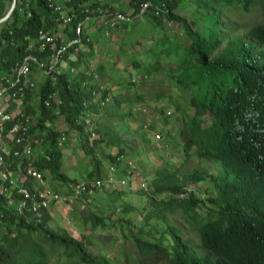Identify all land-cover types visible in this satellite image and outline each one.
Masks as SVG:
<instances>
[{"label":"trees","instance_id":"1","mask_svg":"<svg viewBox=\"0 0 264 264\" xmlns=\"http://www.w3.org/2000/svg\"><path fill=\"white\" fill-rule=\"evenodd\" d=\"M6 1L0 0V19L6 15ZM25 1L30 4L32 17L27 19L17 6L0 30V75L9 74L26 56L28 39L35 37L40 28L53 25L51 5L60 4L79 13V18L83 16L79 5L84 0H18V3ZM146 1L131 0V11L121 12L136 15ZM184 1L170 0L166 15L184 35L173 36L159 30L148 51L143 54L136 51L128 59L140 80L161 73L167 65L178 66V72H170L174 87L178 88L175 94L179 98L185 93L183 98L188 96L187 102L193 108L189 115L176 97L172 99L186 122L185 154L193 153L199 163L217 164L222 169L211 177L203 195L193 189L187 196H181L190 183L208 179L207 167L184 176L177 169L163 170L151 180L153 191L148 201L153 213H147L146 220L166 221L167 213L173 215L197 238L198 248L185 239L179 227L169 225L167 233L153 238L146 232V225L136 231L130 218L118 226L129 233L140 254V264H148L147 259H163L166 264H264V0H189L194 8L193 18L189 19L175 13ZM251 16H255L252 24ZM146 18L155 28L164 25V18L152 14ZM141 20L122 28L138 25ZM238 30H243V34L236 35ZM95 71L106 82L104 64ZM89 78L81 75L77 81L68 77L60 80L58 90L64 100L62 114L67 133L84 131V125L74 124L77 115L94 114L96 123L112 107L111 111H118L116 117L125 119L133 116L131 105L146 99L143 91H126L110 99L113 103L101 107L99 100L111 96L110 88L95 101L94 91L84 85ZM99 84L100 80L92 88ZM117 84L122 82L118 80ZM48 89L46 83L39 94L44 96ZM40 111V125L48 117L55 118L51 109L42 107ZM94 131L97 134L100 129L94 125ZM51 134L52 146L60 133ZM117 143L121 145V139ZM81 144L86 156L93 155L90 162L94 171L89 178L101 177L102 161L86 143ZM52 154L51 162L40 161V169L69 182L61 173L62 153L52 150ZM159 197L162 199L158 200ZM123 210L127 215L134 210L138 212L131 205H124ZM0 211L5 215V230L0 229V264H61L64 257L76 260L75 264H110L106 259L93 257L85 244L68 231L51 227L54 218L51 214H45L40 221L19 216L4 208L1 196ZM112 213L91 212L92 230L109 228ZM153 229L158 232L156 227Z\"/></svg>","mask_w":264,"mask_h":264},{"label":"built area","instance_id":"2","mask_svg":"<svg viewBox=\"0 0 264 264\" xmlns=\"http://www.w3.org/2000/svg\"><path fill=\"white\" fill-rule=\"evenodd\" d=\"M169 1L148 0L140 5L136 15H132L117 10L111 4L103 5L100 0H84L79 5L83 14L80 18L79 13L65 9L60 4L51 5L53 25L40 28L35 37L28 39L26 56L9 74L0 75V196L4 198V208L7 211L37 221L47 213L53 216L59 213L71 224L75 206L83 211L97 192L123 187L128 181L135 179L134 170L131 169L127 170L128 177L125 176L122 180L115 178L120 166H133L131 161L121 156L110 166L107 178L70 181L62 186L63 189L55 190L39 164L40 161L51 162L52 150L62 152L70 141H81L85 134L92 140L97 137L94 131V114H80L75 117L74 124L84 125L83 132H66L68 126L62 114L64 100L58 90L61 78L68 77L77 81L81 75L90 77L84 85L94 91L95 101L101 99L107 90L102 84L92 88L99 82L100 76L81 60V54L92 43L88 32L100 29L113 31L146 18L149 14L168 21L166 15L170 11ZM17 6L27 19L32 17L28 1L17 2ZM110 34L107 33L108 36ZM46 83L49 89L42 96L39 91ZM110 99L109 96L103 101L99 100V105H108ZM41 105L46 110L51 109L55 117H48L42 125L39 123L42 117ZM135 108L133 113L147 116L151 114V109L146 105ZM167 114L171 115V112ZM56 120L63 121L64 126L55 125ZM146 125L145 128L154 135L157 149H167L169 143L162 133L156 131V124L150 117ZM53 131L60 134L51 146ZM184 192L182 197L193 192V189L188 187ZM4 218L5 215L0 211L2 231L5 230Z\"/></svg>","mask_w":264,"mask_h":264},{"label":"rangeland","instance_id":"3","mask_svg":"<svg viewBox=\"0 0 264 264\" xmlns=\"http://www.w3.org/2000/svg\"><path fill=\"white\" fill-rule=\"evenodd\" d=\"M100 1L103 5L110 4V2L111 4L116 2V0ZM126 1L130 2L131 0ZM13 2L14 0L6 1V15L10 11ZM193 10L194 8L189 0H185L176 9L175 13L189 19L193 18ZM254 17L255 16L249 17V20L251 21L249 22L250 24L254 23ZM163 24L164 25L161 28H155L148 18H143L138 25H129L126 29L118 28L120 32H118V29L113 31L105 29L93 31L94 34L91 36V39L94 41V45L97 46V48L95 47V53L86 54L83 52L81 54V59L87 63H90L91 58L95 61H101L102 59V62L105 61L104 64L107 65L105 71L106 82L109 84L107 89L110 88L109 92H111V100L121 92L131 91V93H133L135 91H143L146 98L145 101L143 103L131 105V111H133V107H136L137 105H146L149 110L151 109L150 116L132 113L133 116L120 119L116 117L118 111H111L113 108L109 107L107 109L109 111L103 114L105 115L104 119L101 117L96 123L94 121L95 127L97 126L98 129H100V131L97 132L95 140H92L91 138L88 139L86 136L89 141V144H87L88 148L102 161L103 164L101 170L102 176L93 179L85 177L87 181H92L98 178H107L110 173V166L113 165L114 160L117 157L124 156L127 161L133 163V166L129 167L126 164L121 166L117 176L124 175L128 177L127 170H134L135 179H132L131 181L135 188L134 192H127L119 189H114L108 192L99 191L93 196V204L92 202H89L85 210L80 211L78 206L74 207L73 212L75 215L72 218L71 224H68L63 215L59 213L50 221L51 227L57 230L68 231L72 237L85 244L89 253L93 257L106 259L110 264H140V254L135 244L132 243L129 233L125 230L123 231V229L118 226L121 223H126L128 218H130L132 222H135L136 228L134 227V229L136 231H140V227L146 225V232L149 234V237L152 236L153 238L160 237L161 234L167 233L166 231H169V225L179 227L184 231L185 239L189 240L191 244H194V246L198 248L197 238L189 233L187 227L178 221L177 218H174L173 215L167 213L166 221L159 222L155 219L146 220V214L153 213V207L148 201V197H151L153 191L151 180L158 172L163 170L177 169L179 175L184 176L195 170H201V168L207 167L208 179L205 182L198 184L190 183V185H188L189 188H192L200 195H203V190L209 185L211 177L218 175L222 169L217 164L204 165V163H199L193 153L190 155L185 154L183 148L186 122L182 112H179L176 109L172 99L173 97H176L182 108L185 109L189 115L193 113V108L190 107L187 102L188 96L183 98V95H186L185 93L179 95V98L177 97L178 95L175 94L178 93V88L174 87V81L170 78V72H178V66L167 65L163 68L161 73L152 74L150 78L145 80L138 79L136 72L133 75H130V71L134 70V67L130 64L131 59L129 61V56L135 54L136 51L141 54L148 51L147 49H149L151 44L156 42L159 30L167 31L168 34L173 36L175 33H178L181 36L184 35V32L177 24L165 20ZM225 25L228 26L229 23L225 22ZM2 26L3 23L0 24V30L2 29ZM107 33L111 34L108 36ZM235 34L242 35L243 30H238ZM109 42L115 43L116 47ZM225 44L226 42H224L222 46H225ZM103 54H105L104 57ZM91 70H95V66L92 64ZM118 80L122 82V85H116V81ZM162 94L164 96L160 97ZM100 96H98V98H100ZM111 102L112 101L108 104H111ZM123 108L127 109L126 105H124ZM167 112H171V115H168ZM149 117L152 119V122L156 124V131L162 133L164 139L169 143L167 149H157L154 142V135L146 129L147 119ZM108 119L110 120L107 121ZM55 125L62 127L64 126V122L56 120ZM109 130L112 132L111 135H109ZM114 139H116V142ZM119 139H121L122 144L116 145ZM98 140H100V142ZM72 144H74V142H72ZM77 148V156L74 155L72 157V159H74H71L72 162L69 161L67 165H65L66 168H62L63 175L66 174L67 171H71L69 167L79 173H82V171H94V165L90 160L87 162V160L93 155H88V157L83 149L80 150ZM84 159H87L85 160V162H87L85 164ZM45 175L49 180L50 185L55 190L63 189L62 186L65 184L63 180L56 179L49 172H45ZM143 184L146 186H143ZM128 188H130L129 184L126 186L127 190ZM120 193H124V195L121 196ZM123 198H127L129 202H124ZM161 199V197L158 198V200ZM124 205H131L132 208L134 207L135 209H138V212L134 210L133 214H128L130 216L134 215L133 217H130L124 213ZM102 210L106 211L107 214L114 211L115 213H112L113 220L108 226L109 228L105 229V231L98 229L95 232L92 230V223L89 222L90 213ZM154 227L158 229L157 233L153 229ZM146 261L148 264H166L163 259L156 261L147 259ZM75 263L76 260H69L64 257L61 264ZM55 264H57V262H55Z\"/></svg>","mask_w":264,"mask_h":264},{"label":"crops","instance_id":"4","mask_svg":"<svg viewBox=\"0 0 264 264\" xmlns=\"http://www.w3.org/2000/svg\"><path fill=\"white\" fill-rule=\"evenodd\" d=\"M101 2V1H100ZM112 2H114V1H112ZM110 4H111V2H110ZM112 4H114L113 6L116 8V9H118V10H120V11H126V12H130L131 11V5H130V2L129 1H126V0H116V2H114V3H112ZM111 4V5H112ZM123 26H121V27H119V29H121ZM119 29H118V32H120L119 31ZM89 33V35L90 36H93V34H94V32L93 31H91V32H88ZM125 33H126V31H125ZM124 33V34H125ZM120 34V33H119ZM110 44H112V45H115V47H116V44L115 43H113V42H109ZM108 43V44H109ZM95 47L97 48V46L96 45H94V41H92V43L90 44V48L85 52L86 54L87 53H95ZM101 48V47H100ZM118 50H119V48H118ZM118 50H117V54H118ZM105 56V54H103V57ZM82 60V59H81ZM103 60V59H102ZM102 60L101 61H95L94 59H92L91 58V61H90V63H87V62H84L83 60V62L86 64V65H88V66H91V64L92 65H94L95 66V68H97L98 66H100V65H102V64H104L105 63V61L104 62H102ZM98 62V63H97ZM110 63H112V62H110ZM104 66L105 67H107V65L106 64H104ZM130 73H132V75L135 73V71L134 70H131L130 71ZM100 83L102 84V85H105L106 87H109V84L107 83V82H102V79L100 78ZM136 105V104H135ZM124 107V106H123ZM130 109H131V107H129ZM129 110V109H128ZM126 111V110H125ZM133 112V111H132ZM86 134H85V136H83V139H82V142H80V141H78V140H73L74 141V144H72V142L70 141V143L64 148V150L61 152L62 153V156H63V158H62V168L63 169H65L66 168V166L65 165H67V163L70 161V162H72V160L74 159H72V157L74 156V155H76L77 156V153H76V148L77 147H79V148H77V149H80V150H82L83 148H82V144L81 143H86V145L87 144H89V141L87 140V138H86ZM83 144V145H84ZM90 146V145H89ZM69 147H71V148H69ZM86 147H88V146H86ZM84 150V149H83ZM85 151V150H84ZM75 156V157H76ZM89 157V156H88ZM72 159V160H71ZM85 160H87V159H84V164L85 163H87V162H89V160L90 159H88L87 160V162H85ZM70 164V163H69ZM70 169H71V171H67L66 172V174H64V176L67 178V180L70 182V181H82V180H85L86 178H88V177H90V173H92V170L91 171H82V173H79V172H76L73 168H71V167H69ZM63 171H62V169H61V173H62ZM86 173V174H85ZM118 173V172H117ZM63 174V173H62ZM117 176V175H116ZM115 176V178H119L120 180H122V179H124V175H120V176H117L116 177ZM86 177V178H85ZM87 180V179H86ZM62 183V182H61ZM63 184V183H62ZM130 185V188H128V190L126 189V186L127 185ZM127 185H125V186H123V187H120V188H116V189H119V190H123V191H127V192H134V190H135V188H134V186H133V182H131V181H128V183H127ZM125 188V189H124ZM121 194V196H123L124 195V193H120ZM123 200H124V202H129L128 201V199L127 198H123ZM90 203L92 202V204H93V197L90 199V201H89Z\"/></svg>","mask_w":264,"mask_h":264},{"label":"water","instance_id":"5","mask_svg":"<svg viewBox=\"0 0 264 264\" xmlns=\"http://www.w3.org/2000/svg\"><path fill=\"white\" fill-rule=\"evenodd\" d=\"M17 1H18V0H14V2H13V4H12V7H11L10 11L8 12V14H7L4 18H2V19L0 20V24L5 23V22L11 17V15L13 14V12H14V10H15V7H16V3H17Z\"/></svg>","mask_w":264,"mask_h":264},{"label":"clouds","instance_id":"6","mask_svg":"<svg viewBox=\"0 0 264 264\" xmlns=\"http://www.w3.org/2000/svg\"><path fill=\"white\" fill-rule=\"evenodd\" d=\"M138 79H139V78H138ZM137 106H138V105H137ZM133 108L136 109L135 106H134ZM134 109H133V111H134ZM132 113H133V112H132ZM133 114H134V113H133ZM115 160H116V159H115ZM115 160H114V161H115ZM114 163H115V162H114ZM114 163H113V164H114ZM120 167H121V166H120ZM120 167H119V168H120ZM118 171H119V169H118ZM116 175H117V174H116ZM116 177H117V176H116ZM117 178H118V177H117ZM100 179H102V178H100ZM145 186H146V185H145Z\"/></svg>","mask_w":264,"mask_h":264}]
</instances>
